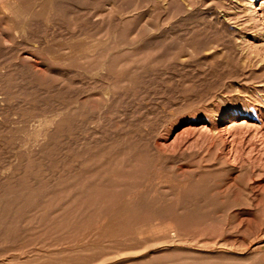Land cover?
<instances>
[{
	"label": "rangeland",
	"instance_id": "374dc122",
	"mask_svg": "<svg viewBox=\"0 0 264 264\" xmlns=\"http://www.w3.org/2000/svg\"><path fill=\"white\" fill-rule=\"evenodd\" d=\"M52 1L0 0V264H264V0Z\"/></svg>",
	"mask_w": 264,
	"mask_h": 264
},
{
	"label": "bare ground",
	"instance_id": "6f19581e",
	"mask_svg": "<svg viewBox=\"0 0 264 264\" xmlns=\"http://www.w3.org/2000/svg\"><path fill=\"white\" fill-rule=\"evenodd\" d=\"M14 0H12V2H13ZM19 1V0H18ZM52 1V0H51ZM8 2V1H7ZM50 3V2H49ZM52 3H53V1H52ZM15 4V2L13 3V5ZM19 4V3H18ZM263 4V3H262ZM17 5V4H16ZM37 5V4H36ZM50 5H52V4H50ZM21 6V5H20ZM17 7L20 9V7L17 5ZM36 7V6H35ZM261 7H262V5H261ZM11 9V8H10ZM34 9V8H33ZM261 9H264V6L261 8ZM5 10V9H4ZM254 11V10H253ZM6 12V11H5ZM21 12V11H20ZM19 12V13H20ZM24 12V11H23ZM262 12V11H261ZM14 13H15V11H14ZM13 13V14H14ZM22 13V12H21ZM9 14V13H8ZM7 14V15H8ZM23 14V13H22ZM25 14V13H24ZM27 14V13H26ZM261 14H263L264 15V13H261ZM20 15V14H19ZM18 16V15H17ZM27 15H25V17H26ZM27 17H29V15L27 16ZM261 17V16H260ZM11 18V17H10ZM19 18H20V16H19ZM22 18V17H21ZM24 18V17H23ZM256 18V17H255ZM261 18H263V17H261ZM4 19V18H3ZM8 19V18H7ZM26 19V18H25ZM220 19V18H219ZM218 19V17H215L213 20L218 24V26H221L222 25V23H220V20ZM20 19H18V21H19ZM22 20V19H21ZM28 20V19H27ZM27 20H26V24H27ZM48 20V19H47ZM261 20V19H260ZM12 22H14V21H12ZM210 22H212L211 20H210ZM261 23H263V22H261ZM22 24V23H21ZM264 24V23H263ZM23 25V24H22ZM211 25H212V23H211ZM21 26V25H20ZM24 26H26V25H24ZM208 27L210 26V25H207ZM214 26V25H213ZM264 26V25H263ZM224 27V26H223ZM220 28V27H219ZM38 29V28H37ZM221 30V29H220ZM226 30V29H225ZM19 31V30H18ZM26 32V31H25ZM9 34V33H8ZM21 34H22V32H21ZM1 35V34H0ZM221 35V34H220ZM231 35V34H230ZM48 36V35H47ZM50 36V35H49ZM263 36V35H262ZM19 37V36H18ZM43 38H45V37H43ZM9 39V38H8ZM47 39H49V38H47ZM15 40V39H14ZM45 41V40H44ZM47 42V41H46ZM264 42V41H263ZM4 44V43H3ZM4 45H6V44H4ZM15 48V47H14ZM2 50V49H1ZM11 51V50H10ZM18 51V50H17ZM44 51V50H43ZM50 51V50H49ZM54 51V50H53ZM46 55V54H45ZM21 61V60H20ZM26 66V65H25ZM34 67V66H33ZM32 67V68H33ZM34 70V69H33ZM95 70V69H94ZM35 71V70H34ZM32 72V71H31ZM246 123V122H245ZM231 190V189H230ZM132 205V204H131ZM80 206V205H79ZM117 207V206H116ZM126 207H129V206H127L126 205ZM131 207V206H130ZM124 208V207H123ZM122 208V209H123ZM137 208V207H136ZM120 209V208H119ZM137 209H139V208H137ZM142 210V209H141ZM141 210H140V212H141ZM143 210H145V209H143ZM143 210H142V212H143ZM136 210H134V212H135ZM146 212H147V210H146ZM152 212V211H151ZM119 213V212H118ZM123 213V212H122ZM159 213V212H158ZM162 213V212H161ZM148 214H149V212H148ZM152 214V213H151ZM160 214V213H159ZM163 214V213H162ZM141 215H143V214H141ZM152 215H155V214H152ZM165 215H167V214H165ZM120 216H122L121 214H120ZM157 216V215H156ZM156 216H154L155 217V219H156ZM159 216V215H158ZM177 216V215H176ZM154 217H151V218H154ZM178 217V216H177ZM182 217H184V216H182ZM181 217V218H182ZM187 217V216H186ZM169 218V217H168ZM174 218H175V216H174ZM185 218V217H184ZM146 219V218H145ZM147 219H149V218H147ZM161 219V218H160ZM179 219V218H178ZM189 218L187 217V220H188ZM197 220H198V218H196ZM134 220V219H133ZM152 220V219H151ZM162 220H163V218H162ZM166 220V219H165ZM168 220V219H167ZM166 220V221H167ZM186 220V221H187ZM148 221V223H149V220H147ZM153 221H154V219H153ZM170 221H172V219L170 220ZM169 221V222H170ZM178 221V220H177ZM189 221V220H188ZM152 222V221H151ZM155 222V221H154ZM156 222H158V221H156ZM165 222V221H164ZM176 222V221H175ZM181 222V221H180ZM184 222V221H183ZM190 222V221H189ZM189 222H187V223H189ZM193 222V221H192ZM195 222V221H194ZM193 222V223H194ZM148 223H145V224H148ZM163 223V222H162ZM178 224H180L179 223V221L177 222ZM182 223V222H181ZM192 223V224H193ZM241 223V222H240ZM239 223V224H240ZM145 224H143V225H145ZM153 224V223H152ZM160 224V223H159ZM159 224H157V225H159ZM184 224H186V222L184 223ZM133 225V224H132ZM135 225V224H134ZM142 225V226H143ZM163 225V224H162ZM138 226V225H137ZM148 226V225H147ZM152 226V225H151ZM180 226H184V225H180ZM140 227V226H139ZM149 227H150V224H149ZM143 228H145V227H143ZM142 229V228H141ZM185 235V234H184ZM168 236H169V238L170 239H174V238H176L177 237V232L174 230V229H172V227L171 226H169V228H168ZM187 236V235H186ZM162 243V242H161ZM176 243V242H175ZM178 243V242H177ZM181 243V242H180ZM222 243V242H221ZM226 243V242H225ZM225 245V244H224ZM148 247V246H147ZM51 249V248H50ZM145 249V248H144ZM229 249V248H228ZM73 251V250H72ZM75 251V250H74ZM35 252V251H34ZM39 253V252H38ZM68 253V252H67ZM45 254V253H44ZM66 254V253H65ZM72 254V253H71ZM75 254V253H74ZM174 261V260H173ZM173 261H170V262H173ZM176 261V260H175ZM181 261H183V259L181 260ZM179 262L180 264L182 263V262ZM202 261V260H201ZM205 261V260H204ZM215 261H219V260H215ZM214 261V262H215ZM3 262V261H2ZM98 262V261H97ZM167 262H169V261H167ZM178 262V261H177ZM187 262V261H186ZM192 262V261H191ZM196 262V261H195ZM210 262V261H209ZM208 262V263H209ZM220 262V261H219ZM6 263H8V262H6ZM64 263V262H63ZM159 263H161V262H159ZM158 263V264H159ZM174 263V262H173ZM179 263H177V264H179ZM184 263H185V261H184ZM188 263V262H187ZM211 263V262H210ZM209 263V264H210ZM157 264V263H156ZM162 264V263H161ZM164 264V263H163ZM192 264V263H191ZM193 264H195L194 262H193ZM219 264V263H218ZM226 264V263H225Z\"/></svg>",
	"mask_w": 264,
	"mask_h": 264
}]
</instances>
